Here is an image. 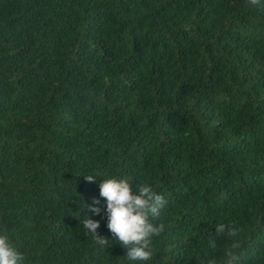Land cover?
<instances>
[{"label":"trees","instance_id":"1","mask_svg":"<svg viewBox=\"0 0 264 264\" xmlns=\"http://www.w3.org/2000/svg\"><path fill=\"white\" fill-rule=\"evenodd\" d=\"M111 177L168 201L149 261L107 227ZM4 232L25 264H224L234 239L264 264V0H0Z\"/></svg>","mask_w":264,"mask_h":264},{"label":"clouds","instance_id":"2","mask_svg":"<svg viewBox=\"0 0 264 264\" xmlns=\"http://www.w3.org/2000/svg\"><path fill=\"white\" fill-rule=\"evenodd\" d=\"M248 3L255 6L260 3V0H248ZM84 178L93 182L97 176L87 175ZM100 196L106 200L107 227L127 249L126 259L141 262L151 260L152 238L165 231V225L153 223L152 218H158L161 210L167 205L168 201L165 197L154 191L147 182L138 183L134 191L127 179L115 177L103 179L100 184ZM98 204L97 200L90 207L84 203V207H89L90 211L99 215L101 208L95 206ZM82 223L86 234H90L95 243L108 246V239L97 232L100 227L99 221L85 217ZM215 231L217 236L226 234L230 238H235L239 236L241 230L233 224L219 223ZM207 247L211 250L217 248L215 236H209ZM240 247L239 240L234 239L230 247L225 250L224 264H236L239 260ZM25 259V255L10 242L7 232L0 234V264H25ZM206 264H216V261L210 258Z\"/></svg>","mask_w":264,"mask_h":264}]
</instances>
